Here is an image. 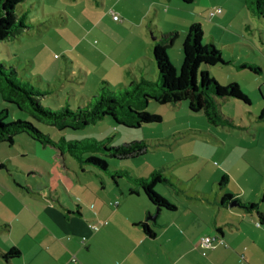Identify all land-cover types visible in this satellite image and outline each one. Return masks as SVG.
<instances>
[{"label": "rangeland", "instance_id": "374dc122", "mask_svg": "<svg viewBox=\"0 0 264 264\" xmlns=\"http://www.w3.org/2000/svg\"><path fill=\"white\" fill-rule=\"evenodd\" d=\"M156 1L26 0L19 5L18 15L25 16L31 28L0 43V64L7 68L15 67L21 78L43 91L51 92L50 96L42 100L45 108L54 111L61 108L77 110L98 93L102 81L109 82L110 89L116 93L129 86L133 78L157 82L154 44L162 35L170 34L173 27H178L175 20L202 21V44L215 46L228 62L227 65L210 68V78L221 86L237 83L251 102L248 105L234 99L221 100L223 114L233 119L238 127L243 126L249 131L263 129L264 124L256 123V117L264 106V17L260 18L249 9L248 0H194L191 4H185L183 0H163L164 4ZM218 9L222 10L223 15L216 17L218 21L221 19L219 23H216L215 18L211 21L217 25L213 28L208 24L209 19L211 13ZM168 11L177 18H166ZM113 13L119 21L114 20ZM143 24L150 26L148 39L152 43L151 51L145 50L139 61L123 66L124 73L120 76L115 64L123 63L135 50L138 45H135V40L139 41ZM182 27L179 26V30ZM182 38L175 42V49L168 51V56L172 53V65L178 47H183V43H180ZM102 45L105 49L100 55L96 50ZM244 64L260 70L252 72L242 68ZM180 69L176 70L178 75ZM125 103L141 109L137 98L131 97ZM5 106L8 105L0 96V110ZM146 110L160 116L161 122L133 129L117 125L107 118L97 125L63 132L38 125L56 140L64 137L67 141L107 142L109 147L141 141L148 145L145 154L133 158H109L103 150L93 146L79 150L83 159L95 155L107 160L110 165L108 171L70 154L63 160L55 154L58 152L54 147L41 146L26 135H21L18 141L22 145L27 144L28 140L33 141L37 149L44 147V150L37 151L36 156H28L31 163H47L52 170L51 175L54 164L66 163L72 168L75 178H81L83 184H87L92 191L97 189L102 195L103 184L106 182L110 187L113 183L112 175L116 168L124 169L136 177H141L146 170L163 169L175 188L159 184L156 191L172 202H177L175 198L183 199L184 190L191 191L194 187L195 190L205 189L208 192L210 172L222 161L219 142L226 139L230 146L233 145L240 135V128L212 126L203 113L192 112L185 101L176 106L150 101ZM17 118L29 119L26 114L11 107L9 120ZM14 149L22 151L23 146L18 145ZM231 161L235 163L237 159ZM96 183L99 186L97 188ZM123 183L134 186L126 177ZM197 183L200 184L195 185ZM77 188L78 193L89 195L85 187L79 188L78 185L73 191H77ZM63 193L64 198L69 200V193L65 190ZM156 212L157 208L154 214Z\"/></svg>", "mask_w": 264, "mask_h": 264}, {"label": "crops", "instance_id": "0c3cea01", "mask_svg": "<svg viewBox=\"0 0 264 264\" xmlns=\"http://www.w3.org/2000/svg\"><path fill=\"white\" fill-rule=\"evenodd\" d=\"M220 15L223 12L210 17L209 26L215 28L217 25L211 21ZM165 17L177 18L170 11ZM176 21L182 23V30ZM219 21L216 19V23ZM174 22L178 27L170 32H177L179 40L183 37L182 44L196 20ZM149 27L143 24L130 58L123 63L114 62L120 76L125 66L139 61L145 50L151 51ZM175 44L169 51L176 48ZM103 47H98V54H102ZM177 50L173 58L176 70L183 62L182 48ZM236 128H240V135L233 147L226 139L219 142L222 161L210 172L208 192L195 187L184 190V198H175L177 202L158 192L174 203L177 210L160 213L154 238L140 224L149 213L155 212V207L141 190H137V195L130 194L135 187L123 183L124 178L116 182L113 179L110 187L105 182L102 195L83 184L81 178H75L66 163L54 164L52 175L47 163H31L28 156H36L45 147L37 149L32 138L25 145L19 143V137L14 146L1 144L0 264H264V226L257 213L221 204L226 195H231L234 200L257 204L264 213V128L256 131L243 126ZM18 145L23 146L22 151L14 149ZM233 158L237 162L232 163ZM27 163L29 166L24 167ZM155 171L146 170L137 177L146 178ZM224 178L228 182L221 188L219 183ZM77 185L85 187L89 195L78 193V188L73 191ZM95 187H99L97 183ZM64 190L69 193V200L64 198ZM203 237L221 239L224 245H216L204 255L200 244ZM14 249L19 255L4 256Z\"/></svg>", "mask_w": 264, "mask_h": 264}, {"label": "trees", "instance_id": "16d2710c", "mask_svg": "<svg viewBox=\"0 0 264 264\" xmlns=\"http://www.w3.org/2000/svg\"><path fill=\"white\" fill-rule=\"evenodd\" d=\"M25 1L0 0V43L31 28L26 23L25 16L20 17L18 15V7ZM183 2L191 4L194 0H183ZM247 4L254 14L260 18L264 17V0H248ZM203 37L204 31L200 23H193L188 28L182 47L183 62L178 75L168 56V51L178 39V33L162 35L153 46V55L158 69L157 82L145 78L140 80L133 78L129 86L121 88L120 93H116L110 89L109 82L102 81L98 93L92 96L86 105L79 107L77 110L61 108L54 111L45 108L42 105V100L50 96L51 92L43 91L21 78L15 67L7 68L0 64V96L2 101L8 105L0 110V145L6 143L14 146L18 137L26 135L43 146L54 147L63 160L70 154L83 162L108 171L110 165L107 160L95 155H89L87 159H83L78 153L79 150L87 146H93L103 150L105 156L109 158H130L145 154L148 145L145 141H141L118 147H109L107 142L67 141L64 137L56 140L53 136L41 130L38 125L48 126L59 132L66 130L78 131L111 118L117 125L139 129L143 125L161 122L160 116L150 114L146 110L150 101L160 105L175 106L185 101L188 102L189 109L192 112L203 113L212 126L238 127L233 119L223 114L220 101L234 99L248 105L251 102L237 83L221 86L215 79L210 78V68L220 64L227 65L228 62L224 60L222 53L215 46L203 45ZM242 68L256 73L260 70L249 64H244ZM131 97L140 101L141 109L125 103ZM9 106L26 114L29 119L9 120L11 113V107ZM256 120L264 121V110L256 117ZM0 168H3L1 163ZM112 177L115 182L118 179L128 178L135 187L130 191V194L137 195V190H141L150 203L155 208L160 209L161 212L177 210L174 203L156 191L159 184L175 187L163 173V169L155 171L149 177L138 178L124 169L116 168ZM227 182L228 179L224 178L220 181L219 186L223 188L227 185ZM262 201H264V194ZM232 203H236L237 207L249 213H257L260 224L264 226V213L260 212L257 204L234 200L231 195H226L221 200L222 205L231 206ZM154 215V213H149L146 220L140 224L145 233L151 238L156 236L154 229L158 228L159 217L156 223L148 222L147 219ZM17 255H19V252L14 249L4 256Z\"/></svg>", "mask_w": 264, "mask_h": 264}, {"label": "built area", "instance_id": "2783aa9c", "mask_svg": "<svg viewBox=\"0 0 264 264\" xmlns=\"http://www.w3.org/2000/svg\"><path fill=\"white\" fill-rule=\"evenodd\" d=\"M222 13L221 9H218L211 13V17L215 16L216 14ZM113 18L115 21H119V18L115 13H113ZM94 229H98V227H93ZM201 247L205 250L204 255L207 254V250L213 249L216 245H224V241L215 237H203L200 240Z\"/></svg>", "mask_w": 264, "mask_h": 264}, {"label": "water", "instance_id": "95a60500", "mask_svg": "<svg viewBox=\"0 0 264 264\" xmlns=\"http://www.w3.org/2000/svg\"><path fill=\"white\" fill-rule=\"evenodd\" d=\"M231 207H237V204L236 203H232L231 204ZM160 209H157V212L155 213V215L154 216H151V217H149L148 219H147V221L148 222H151V223H155L156 222V220H157V218L159 217V215H160Z\"/></svg>", "mask_w": 264, "mask_h": 264}]
</instances>
